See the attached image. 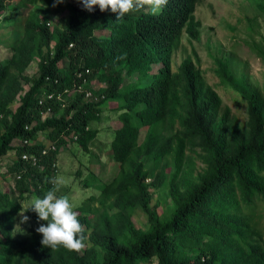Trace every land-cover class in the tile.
I'll return each mask as SVG.
<instances>
[{
  "label": "trees",
  "instance_id": "16d2710c",
  "mask_svg": "<svg viewBox=\"0 0 264 264\" xmlns=\"http://www.w3.org/2000/svg\"><path fill=\"white\" fill-rule=\"evenodd\" d=\"M6 1L0 0V15L7 7ZM22 1L31 5L38 2ZM42 1L49 9L63 6L61 3L53 7L54 0ZM196 2L168 0L158 15L133 11L122 22L110 10L101 12L96 7L87 12L76 2L70 8L66 28L55 32L53 55L44 58L37 76L25 79L30 86L10 119L8 105L21 87L10 85L4 94L1 92L9 66L0 62V160L14 152L16 162L10 170L21 175L16 182L21 183V192L32 188V193L42 197L52 188L49 181L58 167L52 169L51 165L60 147L74 141L86 151L97 135L90 126L98 119L100 106L108 99L119 102L110 143L111 157L119 170L108 185L102 186V192L114 197L123 215L119 227H113L103 218L92 223L90 209L78 207L75 211L89 246L86 244L78 253L62 247L51 251L42 247V237L36 232L29 240L12 237L10 213L19 207L0 193V264H142L152 258L156 264H264V247L246 236L247 216L241 214L242 206L254 208L256 200L264 206V91L244 86L222 72V81L238 92L248 106V131L228 132L225 120H217L220 100L204 86L195 63L185 59L178 73H172L173 49L181 34L185 32L193 39L199 35L200 23L193 17ZM257 7L264 12V0H259ZM97 30H106L108 35L96 37ZM38 34L41 45L49 46L51 35L43 25ZM28 55L31 54L21 59V69L30 62ZM66 59L67 65L60 68ZM86 69L88 74L80 78L87 81L86 88L94 77L107 85L105 90L90 88L95 95L104 97L99 102L89 103L83 100V94L71 93L65 94L68 103L64 106L52 101L38 104L46 94L73 91V85L82 82L77 74ZM123 75L136 76V80L122 88ZM179 93L185 100L184 114L179 119L181 129L163 137L166 120L179 117ZM47 110L53 115L40 122ZM35 122L38 124L33 125ZM36 133H45L57 151L41 157L45 146L36 141ZM72 135L75 140L70 138ZM15 140L33 143L27 147L12 145ZM193 144L204 152L205 170L196 183L183 185L182 194L171 190L176 208L161 220L146 202V166L172 155L178 175L186 147ZM24 153L41 157L38 163L44 169L40 172L22 160ZM161 185L159 177L155 186ZM128 193L138 195L147 214L144 231L136 229L124 216L131 204ZM26 213L38 227L36 214Z\"/></svg>",
  "mask_w": 264,
  "mask_h": 264
},
{
  "label": "rangeland",
  "instance_id": "374dc122",
  "mask_svg": "<svg viewBox=\"0 0 264 264\" xmlns=\"http://www.w3.org/2000/svg\"><path fill=\"white\" fill-rule=\"evenodd\" d=\"M76 2L77 0H64L60 9H49L42 0H38L34 5L22 0L6 1L7 7L0 15V62L8 63L9 73L1 92L4 94L10 85L21 87L8 105L10 111L8 119L17 110L23 94L30 86L25 79L30 80L37 76L44 58L53 55L55 32H61L66 28L70 8ZM258 2L259 0H197L193 17L200 23L199 35L193 39L183 32L173 49L172 73H178L185 59L195 63L196 68L200 70L204 86L216 93L220 100L217 120H225L228 132L238 130V133L244 134L248 131V106L238 92L222 81V72H226L244 86L264 91V12L258 9ZM42 25L51 35L49 46L41 45L38 33ZM94 35L103 38L108 35V31L97 30ZM28 53L31 54L27 56L30 57V62L21 69V59ZM66 61L67 59L61 62L59 67L64 68L67 65ZM135 78L136 76L127 78L123 75L122 88L127 83L135 81ZM88 88L105 90L107 85L94 77ZM179 95L182 101L179 117L171 121L166 120L162 131L163 137L173 136L181 129L179 119L184 114L185 100L182 93ZM118 103L117 100L108 99L100 106L98 119L90 126L97 135L88 143L86 151L74 141H68L60 147L56 174V177H63L67 181L58 195H68L74 210L78 207L90 209L89 215L85 213L90 218L93 217L92 223L95 219L101 222L103 218L113 227H119L118 222L123 215L114 197L103 194L102 186L108 185L119 170L118 163L113 161L110 151L113 139L112 126L119 114ZM60 114L61 112H58L56 115ZM52 115L51 111L45 113L41 116L40 122ZM37 124L35 122L33 125ZM2 132L0 127V133ZM45 135L36 133V141L46 147L53 142ZM143 136L144 131L140 134V141L143 140ZM12 144L17 146L19 141L15 140ZM184 155L185 160L178 175H175L172 155L146 166L149 171L146 178L148 182L144 181L148 191L146 202L148 208L154 209L161 220L167 219L176 208L170 194L171 190H177L182 194L183 185L196 183L198 176L205 170V156L199 146L188 145ZM15 162L14 152L8 153L0 160V193L7 195L8 199L19 207L10 213L12 237L28 239L34 234L37 226L31 218L28 223L20 224L21 217L18 213L25 194L30 196L34 193L21 192L19 188L21 183H16L15 180L17 174L10 170ZM159 177L162 178V185L156 187L155 183ZM127 197L131 204L126 208L124 216L129 218L136 229L146 230L148 218L141 203L138 202V195L128 193ZM241 212L247 216L249 231H246V236L250 241L259 242L264 247L263 203L256 200L254 208L242 206ZM18 224L22 231L15 230ZM86 244L89 246L88 242ZM142 264H156V260L152 258Z\"/></svg>",
  "mask_w": 264,
  "mask_h": 264
},
{
  "label": "clouds",
  "instance_id": "9594fccd",
  "mask_svg": "<svg viewBox=\"0 0 264 264\" xmlns=\"http://www.w3.org/2000/svg\"><path fill=\"white\" fill-rule=\"evenodd\" d=\"M63 2L64 0H54L53 7ZM77 2L87 12H93L96 7L101 12L110 10L116 14V20L122 22L124 17L133 11L143 10L154 16L158 15L167 5L168 0H77ZM57 160L58 158H56V162ZM53 173L52 179L49 181L53 186L42 197L25 194L24 200L20 202L21 207L18 213L21 217L20 224L29 222V217L25 215L26 212H34L39 225L35 232L42 237L40 241L42 247L49 248L51 251L62 247L68 252L78 253L86 247L84 228L69 196L58 195L67 181L63 177H56L57 169L53 170ZM146 182L148 181L146 180ZM28 191L32 192V188ZM17 229L22 231L19 224L15 230Z\"/></svg>",
  "mask_w": 264,
  "mask_h": 264
},
{
  "label": "built area",
  "instance_id": "2783aa9c",
  "mask_svg": "<svg viewBox=\"0 0 264 264\" xmlns=\"http://www.w3.org/2000/svg\"><path fill=\"white\" fill-rule=\"evenodd\" d=\"M72 45H70L71 47ZM88 74V69H86L84 72L78 73L77 74V78L78 80H81V84L77 85L74 84L73 85V91L69 92L67 90L62 91V93H49L44 95V97L38 102L39 105L45 103L46 101H52L54 103H61V106H64V103H66L67 97L65 96V94L67 95H71V93H78V94H83V100L87 101L89 103H97L99 102L101 99H103V96L100 95H95L93 93L92 90H90L87 87V81L85 79H80L82 78V74ZM47 112H49V110H47ZM46 112V113H47ZM51 117V116H49ZM72 138L75 140L76 137L72 135ZM19 141V140H18ZM32 140H24V141H19V145L18 146H22V147H27V146H31L32 145ZM15 145V144H12ZM57 148L55 146V144L51 143L50 145L46 146L45 148H43L40 152L41 157L48 155L49 152H56ZM36 154H27L24 153L21 155L22 160H24L25 162L30 163V165L32 167H38V171H42L44 169V166L38 163L39 159L41 158ZM57 167V162H53L51 165L52 169H55ZM16 180H20L21 179V175L17 174Z\"/></svg>",
  "mask_w": 264,
  "mask_h": 264
}]
</instances>
